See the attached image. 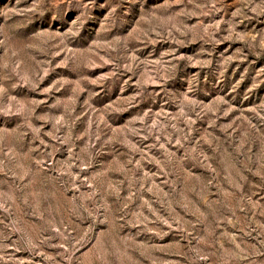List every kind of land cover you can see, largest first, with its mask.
<instances>
[{
  "label": "rangeland",
  "instance_id": "1",
  "mask_svg": "<svg viewBox=\"0 0 264 264\" xmlns=\"http://www.w3.org/2000/svg\"><path fill=\"white\" fill-rule=\"evenodd\" d=\"M0 264H264V0H0Z\"/></svg>",
  "mask_w": 264,
  "mask_h": 264
}]
</instances>
